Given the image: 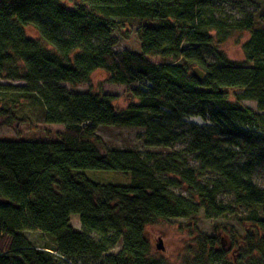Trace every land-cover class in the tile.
I'll use <instances>...</instances> for the list:
<instances>
[{"label": "trees", "instance_id": "trees-1", "mask_svg": "<svg viewBox=\"0 0 264 264\" xmlns=\"http://www.w3.org/2000/svg\"><path fill=\"white\" fill-rule=\"evenodd\" d=\"M231 1L0 0V79L26 83L0 84V121L25 122L17 112L33 108L63 127L55 140H0V264H169L156 257L147 228L200 214L235 218L237 228H222L231 247L215 225L211 236H194L183 264H264V188L254 181L264 164V0L240 19L227 13ZM126 26L140 52L115 50L114 33ZM235 34L249 36L247 64L221 48ZM96 71L127 88L126 108H115L111 94L61 86L86 84ZM191 117L210 126H188ZM99 127L142 129L144 145L160 151L103 148ZM182 143L197 169L175 150ZM89 170L130 183H97ZM207 173L214 178L202 182ZM32 231L47 242L31 243Z\"/></svg>", "mask_w": 264, "mask_h": 264}, {"label": "rangeland", "instance_id": "rangeland-1", "mask_svg": "<svg viewBox=\"0 0 264 264\" xmlns=\"http://www.w3.org/2000/svg\"><path fill=\"white\" fill-rule=\"evenodd\" d=\"M69 5V4H68ZM69 6H72L71 4ZM227 13L237 19L243 17L245 13H257L261 10V0H232L229 4L224 5ZM26 33L31 38H37V31L32 28H26ZM114 37L117 41L115 50L118 52L127 50L131 52H140V42L137 38L135 30L132 28H121L114 33ZM249 38L248 34H235L229 38L221 46L222 50L226 53L227 57L236 65L247 64L246 55L243 49L245 41ZM206 60L209 63L214 61L211 50L206 49ZM151 62L160 63L159 58L151 59ZM1 85H7L10 87L24 86L23 81L4 80L0 79ZM62 87L67 88L69 91L82 93L86 91L108 93L115 97L113 105L117 109H124L131 101L130 95L126 87L121 85H113L108 82V78L103 71H96L90 78V81L86 84L78 87H71L68 84H61ZM148 86V84H147ZM136 88V87H133ZM233 102H238L242 107H248L253 111H256V104L252 101L241 100L236 101L234 96H231ZM24 101V100H23ZM18 117L23 118L26 116L25 122H13L8 126L0 121V140H32V139H48L55 140L58 133L63 130L61 125H48L44 123L42 116L39 114L38 109L33 108L22 109L17 112ZM188 126L196 125L199 127L210 126L209 123L203 121L198 117H191L185 120ZM96 134L102 140L103 148H116L122 150H140V151H160L156 149L147 148L143 143L144 130L134 128H118V127H99ZM187 146L182 143L179 144L175 150L183 152L184 156L188 158L189 164L192 168L197 169L198 164L194 155L186 153ZM242 160L244 158H241ZM85 174L89 179L97 183H112L118 185H129V177L115 173L105 171H85ZM214 178V175L207 173L202 182ZM255 183L264 188V164L261 165L257 173L254 176ZM177 193L182 194L185 197H191L187 193L186 188H178L175 190ZM221 200L227 204L232 205L233 198L229 194H225L221 197ZM240 215L244 216L242 211H238ZM70 223L76 231L81 230L79 215H72L70 217ZM227 223L237 228V221L231 217L228 219L207 220L200 214L196 220L175 219L170 221H159L154 225L147 228L146 235L152 245V249L157 258L166 260L169 264H183L186 247L192 243L194 236L198 232L211 236L213 234V228L218 225L217 229L220 231V236L223 239V247H231L230 238L223 232V227L227 226ZM31 243L37 246H42L47 242L46 236L38 231L25 233ZM161 242V250L157 249V245ZM120 250L117 247L111 253H116ZM81 264V263H80Z\"/></svg>", "mask_w": 264, "mask_h": 264}, {"label": "water", "instance_id": "water-1", "mask_svg": "<svg viewBox=\"0 0 264 264\" xmlns=\"http://www.w3.org/2000/svg\"><path fill=\"white\" fill-rule=\"evenodd\" d=\"M196 73H197V76H198L199 80L202 81V80L204 79V73L201 72L199 69H196ZM157 249H158V250L163 249V248H162V244H161V242L157 245Z\"/></svg>", "mask_w": 264, "mask_h": 264}]
</instances>
